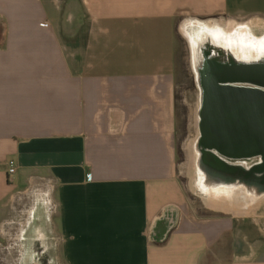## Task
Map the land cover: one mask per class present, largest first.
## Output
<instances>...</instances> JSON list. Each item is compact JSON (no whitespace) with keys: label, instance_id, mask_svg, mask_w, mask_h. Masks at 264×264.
I'll return each mask as SVG.
<instances>
[{"label":"crops","instance_id":"0c3cea01","mask_svg":"<svg viewBox=\"0 0 264 264\" xmlns=\"http://www.w3.org/2000/svg\"><path fill=\"white\" fill-rule=\"evenodd\" d=\"M188 19L249 26L264 0H0V225L36 189L57 264H264V202L198 206L180 178Z\"/></svg>","mask_w":264,"mask_h":264},{"label":"rangeland","instance_id":"374dc122","mask_svg":"<svg viewBox=\"0 0 264 264\" xmlns=\"http://www.w3.org/2000/svg\"><path fill=\"white\" fill-rule=\"evenodd\" d=\"M188 20H198L204 24L212 23L208 19ZM179 22V32L175 46L176 164L190 200L195 205L200 206L202 201L209 198V195L198 186L200 176L197 168L198 153L195 150L197 99L193 58L197 54L198 47L207 37L212 36L207 29L192 24L187 27V31L191 36L188 37L181 31V25L185 20ZM249 24L246 27L253 29L256 36L264 34V20L251 21ZM239 26L245 27V24L232 23L226 25L223 22L220 27L231 33L233 28ZM232 36L234 37L235 33H232ZM217 192L225 196L226 199L221 197L223 203L231 202L229 196H232L235 202L237 200L239 207L244 204L240 196L242 191H235L231 193L232 195H228L229 192L226 191ZM247 196L251 198V195ZM37 199L36 189H30L20 197H15L12 207L7 211L0 225V264H57L54 252L55 236L47 224L49 223V214L45 213L44 207L42 204L37 203ZM261 201L264 202V195L254 196L253 204H248L250 208H253L251 211H254L255 215L263 213L262 208H257L261 205ZM43 223H46L47 232L45 231L46 235H44V240L41 241L36 238L34 233L39 228L45 230Z\"/></svg>","mask_w":264,"mask_h":264},{"label":"water","instance_id":"95a60500","mask_svg":"<svg viewBox=\"0 0 264 264\" xmlns=\"http://www.w3.org/2000/svg\"><path fill=\"white\" fill-rule=\"evenodd\" d=\"M198 52L208 54L204 67L207 85L219 86L221 83L230 81L264 83L263 64L241 65L227 56L224 50L213 45L199 48ZM230 91L232 90H227L226 101L231 99ZM219 93V91H210V102H208L210 106L205 115L210 118L220 116L226 120L223 122L206 120L203 123L204 137L201 140L202 151L198 155L197 168L202 172L207 183L227 189L247 188L257 196L264 194V160L251 166L231 161L247 156L238 149L246 147L244 142L247 136L252 138V147L261 148L263 130H259L260 125L256 123L230 121L239 115L248 116L247 113H234L228 109L221 112L214 110L213 104L218 99ZM259 102H261V95ZM213 147L219 152L211 150Z\"/></svg>","mask_w":264,"mask_h":264},{"label":"flooded vegetation","instance_id":"af4514ba","mask_svg":"<svg viewBox=\"0 0 264 264\" xmlns=\"http://www.w3.org/2000/svg\"><path fill=\"white\" fill-rule=\"evenodd\" d=\"M246 26V25H245ZM250 33L254 35V38L260 39V46L251 47V50L242 51L241 49L234 51L232 47H226L217 43L214 38L207 37L206 40L198 47V49L203 48L205 46H215L225 51L227 56L235 60V62L241 65H250V64H263L264 65V34L261 36H256L254 34L253 29L248 27ZM208 58V54H201V52H197V55L193 58L194 63V78H195V92L197 99V107H196V124H197V137L195 143V150L198 155L202 151L201 140L204 137L203 123L206 120H213L215 122H223L226 118L223 117H213L210 118L205 115L206 110L209 108V98L211 96L210 91H219L218 99L215 100L213 104V109L221 112L225 110H231L234 113H247L248 116H236L230 121H240V122H248V123H256L260 125L258 127L259 130L264 131V83H254L250 81H230L226 83H221L219 86L207 85L205 83V72L204 67L206 64V59ZM222 58V57H219ZM224 60V59H223ZM230 89L231 99L230 101H226L225 97L227 96V90ZM252 90V91H251ZM261 95V102L260 100ZM229 103V105L227 104ZM254 113V114H250ZM262 131V146L252 147L251 141L252 138L247 136L245 139L246 147L238 148L242 153L247 156L235 158L231 161L242 163L246 166H251L260 161L264 160V132ZM236 134V133H234ZM211 150L215 152H219L217 148L213 147ZM199 159V156H198ZM264 194L258 195L262 196ZM42 230L39 228L35 231L36 237L38 240H43V234H40Z\"/></svg>","mask_w":264,"mask_h":264},{"label":"bare ground","instance_id":"6f19581e","mask_svg":"<svg viewBox=\"0 0 264 264\" xmlns=\"http://www.w3.org/2000/svg\"><path fill=\"white\" fill-rule=\"evenodd\" d=\"M192 24H196L198 26H200L201 28H205L208 30L209 34H211L212 38H214V40L219 43L220 45L226 46V47H232L234 51L238 50H251V47L254 46H260V39L259 38H254V35L250 33V30L248 27H242L239 26L237 28H233L232 32H228V30H223L221 29L222 27L215 25V24H204L201 21H192V20H187L185 21L182 25H181V31L188 37H191L187 31V27L192 25ZM232 33H235V36H232ZM203 36V35H202ZM205 37V36H204ZM198 52V49H197ZM197 55V54H196ZM199 171V176H200V181L198 186L200 187V189H202L205 192H210L212 193L213 191H227V190H231L232 192L235 191H242L241 192V197H245L246 195H251V196H256L254 195L250 190H248L247 188H232V189H227L224 187H218L215 186L211 183H207L205 181V179L203 178L202 172L198 169ZM212 191V192H211ZM238 195V194H237ZM36 236V234H34ZM44 236V235H43ZM36 237H39V235H37ZM44 240V237H43Z\"/></svg>","mask_w":264,"mask_h":264},{"label":"built area","instance_id":"2783aa9c","mask_svg":"<svg viewBox=\"0 0 264 264\" xmlns=\"http://www.w3.org/2000/svg\"><path fill=\"white\" fill-rule=\"evenodd\" d=\"M15 167H14V161L13 160H9L8 161V173H13Z\"/></svg>","mask_w":264,"mask_h":264}]
</instances>
